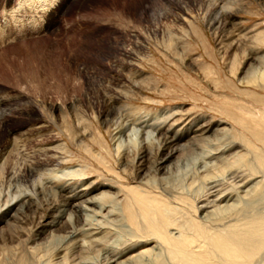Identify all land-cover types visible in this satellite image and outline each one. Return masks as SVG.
<instances>
[{"label": "rangeland", "instance_id": "374dc122", "mask_svg": "<svg viewBox=\"0 0 264 264\" xmlns=\"http://www.w3.org/2000/svg\"><path fill=\"white\" fill-rule=\"evenodd\" d=\"M5 1L0 0V15L3 7L16 4V0H7L8 4ZM194 1L59 0V3L62 2V11L48 13L53 15L50 20L53 27L50 31L48 28L52 25L49 23L43 30L35 29L39 32L26 34L24 37L27 38L18 39L19 41L11 35L4 37L15 39V42L7 39L0 43V99L4 103L0 106V121L3 119L2 125L0 124V164H3L4 170L20 167L23 160L31 162L37 158H45L47 152L48 155L55 156L58 163L49 166L50 170H40L38 173L52 178L57 186L64 184L73 188L84 187L87 191L98 188V192L104 190L110 195L119 190V196L116 197L120 200L126 194L122 190L127 185H145L152 181L163 184L164 181V185L172 188L171 190H180L185 186L184 190L192 197L195 190L199 191L196 195L202 194L204 188L199 180L195 179V187L191 186L192 189L186 183V178L196 168L191 163L195 153L178 154L176 165L165 172L160 169L164 155L158 152L157 147L152 145L149 150L144 147L139 149L133 144L128 147L126 137L123 136L124 144L117 149L118 140L114 138L118 136L116 130L126 120L144 126L147 123L155 124L158 119L156 122L160 124L159 127L165 129L172 126L178 134L189 129L211 127V131L203 134L206 140H198L195 147L205 149L201 145L211 148L210 144H220V152L211 154L215 155L225 150L227 139L236 140L232 137L233 133L240 132L249 139H252L254 131L264 133V74L261 75L260 72H264V0H229L231 4L226 9L231 10V19H226L228 16L220 18L222 21L218 27L207 24L202 10L197 8L200 0ZM162 6L168 8V14L156 17L153 12L162 10ZM38 14L44 16V13ZM46 20L43 18L41 25ZM227 20L230 24H226ZM36 26L37 24L34 25L35 28ZM31 28L29 26L26 29ZM168 31L178 32L176 36L180 37V40L177 37L175 44L172 43L173 48L168 47L167 43L162 44V40L169 35ZM141 42L144 49L140 46ZM135 48L141 50L146 57L134 53L132 59L127 57L126 53L129 54ZM127 61L132 64L126 63ZM253 68L258 70L252 72ZM249 73L253 76L250 77ZM112 96L117 98L112 101ZM39 125L46 130L40 133L32 130L31 127H40ZM225 129L228 130L226 135ZM5 130L14 134H6ZM13 137L16 139L12 140ZM143 137L144 135L138 137V141ZM5 145H8L7 149H4ZM244 150L247 148L242 147L243 152ZM140 156L144 157L141 164L137 160ZM248 156L250 160L252 157ZM206 157L208 156L199 161ZM68 169L78 171L65 176L59 173ZM186 172H189L187 177L184 176ZM0 173V204H5L9 183L4 172ZM261 174L258 173V177H255L257 179H252L244 187L245 194L250 192V188H254L256 182H264ZM35 178L37 180V176ZM218 178L222 184L228 182L226 177ZM30 185L29 181L21 180L10 191L16 189V193H31L33 189ZM36 191L29 208H23V212L11 221L12 228L5 226L0 231V264L54 263L49 262L55 257L54 243L61 242L70 225L65 222L55 231L49 233L50 230H46L37 238L33 235L42 219L40 213L54 214L63 204L64 196L55 190L42 193L39 189ZM96 192L92 194H97ZM244 193L238 194V197L235 195L226 204L225 201L217 203V210L245 205L250 198L247 195L245 197ZM114 201L115 199L110 203L112 207L107 208L109 211L106 209L107 211H102V215L92 218L94 221H110L114 226L113 228L108 223L112 232L106 239L107 246L116 243L124 237L122 234L126 235L129 231L122 222L120 224L115 219ZM220 205L223 207L220 208ZM215 209L212 207L207 211L214 212ZM198 214L204 217L201 213ZM73 217L76 215L68 219L74 222ZM78 217L79 221L84 218L82 214ZM24 240L25 244L20 243ZM28 245L38 247L36 253H27ZM152 246L153 244L149 247ZM97 248L73 251L68 255L67 264L72 259L78 260L79 262L75 261L78 263H100L102 252ZM154 249L156 252L162 250ZM261 254L254 264H264V252Z\"/></svg>", "mask_w": 264, "mask_h": 264}, {"label": "bare ground", "instance_id": "6f19581e", "mask_svg": "<svg viewBox=\"0 0 264 264\" xmlns=\"http://www.w3.org/2000/svg\"><path fill=\"white\" fill-rule=\"evenodd\" d=\"M62 2L59 3V0H16V4L13 6L6 8L3 7L0 15V43L9 39L4 37L10 35L11 37L17 38L16 40L25 39L27 37H24V35L39 32V30L36 31L35 29L40 28L43 30L44 26H47L51 22L50 20H52L51 18L53 15H48V13L55 12L56 10H60L61 12ZM8 3L9 1L7 2L6 0L5 4ZM229 4H231V1L229 0H200L199 7L197 8L202 10L203 18L207 21L209 26L218 27L222 21L220 18L223 17L225 19V16H228L226 19H231L230 17L232 16V12L231 10L226 9ZM160 10L158 9L159 12L156 11L153 12V14L156 17H160L162 14H168V8L166 6H164L161 11ZM185 11H183L182 14H184ZM169 12L171 11L169 10ZM38 13H44V16H41ZM48 17H50V19L46 20ZM43 18H45L46 21H44V24L41 25ZM229 22L230 21L227 20L226 24H230ZM35 24H37L36 28L34 27ZM28 25L32 28L26 29L29 27ZM50 25H52V23H50ZM52 27L53 25L50 26L48 30L50 31ZM168 33L169 35L167 38L162 40V44L167 43L168 47L173 48L175 40H178L180 37L176 36L178 32L176 33L175 31H168ZM21 36L24 38H20ZM9 41L15 42V39H9ZM140 46L142 49H144L143 43ZM133 53L136 55L139 54L140 57H146V55L137 48H135L133 51H130L129 54L126 53V55L127 57L130 56L132 59L134 57ZM128 62L132 64L131 61H127L126 63ZM253 69L252 72L258 70V68H255L254 70ZM135 72L137 71L135 70ZM260 72L261 75L264 74L263 71ZM251 73H249L250 77L253 76ZM114 98L113 96L110 97L112 101H114ZM3 104V100L0 99V106ZM9 109L10 108H8V110ZM5 114L6 113L4 112V115ZM256 119L258 120L259 118ZM156 121H158V119ZM156 121L155 124L154 122L147 123L144 126H141V123H139V125L136 124L135 121H124L125 124L119 127V130H116L118 136L116 135L117 137H114L118 140L116 144L117 149L120 148V145L124 144L123 136L126 137V146L128 147L130 144H133L135 147L138 146L139 149H142L143 147L148 149L153 145L159 149L157 150L158 152L160 151L161 155H164L161 158V164L163 166H161L160 169L165 170V172H169L171 167L176 165L178 162L177 160H179L177 159L178 154L185 152H192L193 154L195 153L196 156L194 155L192 159L193 162L191 163L194 164L196 168L193 166L195 169H192L193 171H191L190 175H188L189 172H186L184 176L187 177L188 175L187 178L185 177L186 183H188L190 186L188 188H191V186L195 187V179L199 180L201 187L204 188L202 194L196 195L198 190H195V195L192 197L188 191L184 190L185 186L180 190H171L172 188H168L164 185V181L163 184L152 181V183H147L145 185L140 183L135 186L127 185L124 187L125 190H122L125 191L126 194L120 200H117L120 192L119 190L115 194L110 195L107 193L108 191L103 192L104 190H99L100 192H98V188L87 191L84 187L73 188L64 184L57 186L55 185L52 178L43 177L44 173H38L40 170H50L48 169L49 166L55 165V162L58 163L55 156L48 155L47 152H45V158H37L31 162H26V160H23L21 161L23 163L20 164V167L17 166L16 169L14 168L10 170H4L3 164H0V172H4V177L7 183H9V188L7 189L9 191L6 194V197L8 195L7 201L5 204H0V231H2L5 226L6 228H12L11 221H13L20 212H23V208H29L28 206L33 201L36 194L35 191L37 189H39L40 193L43 191L55 190L58 194L64 196V199L62 198L63 204H61L59 208H57L58 204L56 205L57 209L55 210L54 214H51L52 212L49 214L40 213L42 214V219L40 222H38V226L36 227L37 229L33 235L37 238L39 234L44 233L46 230H50L49 233L51 231H55V229L60 228V225L64 224L65 222L70 225L69 229L66 231V236L63 239L61 238V242L54 243V248L56 249V253L54 254L55 257H53L54 259L51 258L52 260L49 261L54 262L53 264H67L69 262L68 255L72 254L73 251H86L85 249L90 250V248L92 249L93 247H98L100 249L99 252H102V254L100 253L101 259L100 263L98 264H254V262H256L259 257H261V253L264 252V182L261 180L260 183L256 182V180V184L253 189L250 188L251 186H249L251 190L248 194H245L246 192L243 191V189L246 185H248V183H250L252 179L257 176L258 173H262L263 175H261L264 176V133L259 131L257 133L255 131H250L252 132L251 138L254 139V141L247 138L240 132H238V134L233 133L232 137L236 140L229 141V139H227L225 142L227 143L225 150H223L221 154L215 153V155H211L212 153L219 151L222 146H220V144L218 145L219 147L215 146L214 144H210L214 141H210L209 143L211 148H207L206 145L200 144L201 146H205V149L203 147L204 150L201 149L202 147L197 148L199 151H202V153L199 151L197 152L195 147V142H199L198 140H206V136L203 134L209 130L211 131V127L209 128L207 126L208 128L205 127L206 129H198L195 127L196 129L194 130L189 129L184 133L178 134L177 130L172 128V126H168L167 128L163 129L159 127L160 124H158ZM38 123H40L39 119ZM144 123H146V121ZM0 124L2 125V122ZM37 126L31 127L32 130L37 131V133L46 130V128L43 126ZM117 126H119V124ZM243 128L247 129L245 126H243ZM162 129L163 131H161ZM5 131L6 134L10 132V130ZM23 132V134H26L25 131ZM10 134L14 133L10 132ZM226 134H228V130L225 129V135ZM143 135L144 137L138 141V137ZM6 136L4 138H7ZM14 138L16 139V137H13L12 140ZM46 141L47 140H45V142ZM207 141L209 140L207 139ZM45 142L43 141V143ZM212 145L215 147H212ZM5 146V148L3 146L2 147L7 149L8 145ZM242 147H246L247 150H244L243 152ZM124 153H126V151ZM248 155L252 157L250 160L248 159ZM204 156L208 157L199 161V159L203 158ZM143 158L144 157L141 156L140 158H137L139 164H141ZM153 162L155 161L153 160ZM15 163L17 164V162ZM12 166L14 167V165ZM5 169H7V167H5ZM77 171L78 170L68 169V171H59V173H61L62 176H65L70 174L73 175L74 173H77ZM14 172H18V174ZM54 172L57 171L54 170ZM36 176L37 180L35 178ZM219 176L223 177V179L226 177L225 179H228V182L225 181L226 184H222L218 178ZM21 180L29 181L33 192L28 193L24 191L22 193H16V189L11 192L10 190L14 189L16 184ZM170 185L171 184L169 183L168 186ZM95 191L98 193L96 192L97 194H92V192L94 193ZM242 192H245V197L247 195L250 198L247 200L245 205H242L239 208H236L235 206H227V208L217 210L219 208L218 205H216L217 203L219 204V202L225 201L226 204L235 195V197H238V194H242ZM116 195L118 196L116 197ZM112 196L113 199H115L114 202L116 203V210H114V214H116L115 219L120 222V224L122 222L124 226L129 229V231L126 235L122 234L124 237L120 240L115 239L117 240L116 243L107 246L106 244L108 242L106 239L112 232V228L109 226L111 225L110 221H108V225L106 221H94L92 218L99 216V214L102 215V211H109L107 208L112 207V205H110V203L113 201ZM109 198L112 201H109ZM0 200H2L1 196ZM234 203L236 204V202ZM229 204L232 203L229 202ZM220 206V208L223 207L222 205ZM212 207L216 208L215 211L213 210L214 212L207 211V209L210 210ZM202 212H204V214H202ZM198 213H201L200 215H204V217L199 216ZM206 213L209 214L206 215ZM74 214L76 217H73L75 221L72 222V219L70 220L68 218ZM79 214H82V217H84L82 221H79ZM65 217L66 219H64ZM97 218L99 219L100 217ZM112 227L114 228V226ZM20 243L25 244L26 240ZM151 244H153V246L149 247ZM154 248H162V250L160 252H156ZM36 250H38V247L29 246L27 253L33 254L36 253ZM94 252H96V250H94ZM75 253L76 252H74V255ZM87 254L88 253H86V255ZM97 258L99 257L97 256ZM75 261L72 259L69 264H88L84 262L78 263L79 261ZM89 264H91V261Z\"/></svg>", "mask_w": 264, "mask_h": 264}]
</instances>
